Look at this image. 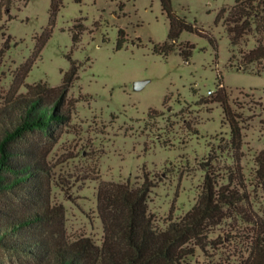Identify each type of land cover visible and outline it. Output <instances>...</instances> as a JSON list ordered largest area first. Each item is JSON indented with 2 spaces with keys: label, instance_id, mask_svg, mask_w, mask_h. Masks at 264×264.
Segmentation results:
<instances>
[{
  "label": "rangeland",
  "instance_id": "rangeland-1",
  "mask_svg": "<svg viewBox=\"0 0 264 264\" xmlns=\"http://www.w3.org/2000/svg\"><path fill=\"white\" fill-rule=\"evenodd\" d=\"M234 3L172 0L179 15L215 36L217 48L183 30L178 49L165 55L154 49L169 31L160 0H62L50 36L25 78L21 65L48 27L50 0H20L2 9L0 109L25 93L27 83L57 86L72 60L79 65L68 93L69 120L51 135L37 130L27 136L46 151L45 188L52 203L64 206L69 236L101 239L96 205L101 180H149V210L156 225L163 226L169 216L190 209L210 170L219 184L230 181L242 201L210 227L206 245L196 249L189 264H242L249 255L264 228V189L254 175L255 157L264 148V72L261 62L243 58L260 35L249 31L232 46L223 21L215 23L217 14L226 9L227 16ZM187 43L194 47L185 60L178 50ZM219 73L242 126L238 150L229 145L221 104L210 101ZM137 81L143 83L135 88ZM1 263L27 264L28 259L0 249Z\"/></svg>",
  "mask_w": 264,
  "mask_h": 264
},
{
  "label": "trees",
  "instance_id": "trees-1",
  "mask_svg": "<svg viewBox=\"0 0 264 264\" xmlns=\"http://www.w3.org/2000/svg\"><path fill=\"white\" fill-rule=\"evenodd\" d=\"M17 1L20 0H0V18L2 9L10 10ZM21 1L26 4L28 0ZM160 3L169 19V31L163 43L155 44L156 52L167 55L176 49L183 30L206 37L217 48L215 36L179 15L172 0ZM61 4L62 0H50L48 27L38 38L33 55L21 65L23 78L50 36ZM225 10L217 14L215 23L223 21L232 46L249 31L260 35L256 46L245 52L243 58L246 63L261 62L264 72V0H235L224 17ZM123 32L119 30L118 47L123 42ZM3 35L0 25V37ZM193 47V43H187L178 51L188 60ZM78 68L72 60L57 86L43 81L27 83L25 93L17 94L9 101L10 106L0 109V249L25 256L27 264H189L196 249L206 245L210 227L224 218L227 208L242 201L230 181L219 184L210 170L206 171L190 209L179 217L169 216L163 226L156 225L149 210V180H101L96 194L103 229L101 239L67 234L64 206L52 203L45 188L46 151L42 152L37 143H29L27 136L37 130L51 135L58 124L69 120L68 93L79 77ZM217 77L218 91L211 93L210 101L221 104L230 128L229 145L238 150L242 145V126L230 106L222 75ZM255 161L256 183L264 189V148ZM242 264H264V228L253 239Z\"/></svg>",
  "mask_w": 264,
  "mask_h": 264
},
{
  "label": "water",
  "instance_id": "water-1",
  "mask_svg": "<svg viewBox=\"0 0 264 264\" xmlns=\"http://www.w3.org/2000/svg\"><path fill=\"white\" fill-rule=\"evenodd\" d=\"M142 81H137L136 83H135V88H138V87H140L141 85H142Z\"/></svg>",
  "mask_w": 264,
  "mask_h": 264
}]
</instances>
